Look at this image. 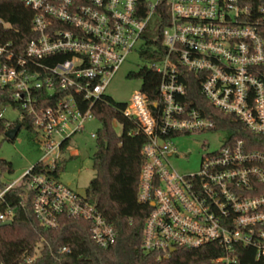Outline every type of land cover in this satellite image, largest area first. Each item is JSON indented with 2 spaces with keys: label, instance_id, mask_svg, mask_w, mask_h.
<instances>
[{
  "label": "built area",
  "instance_id": "obj_1",
  "mask_svg": "<svg viewBox=\"0 0 264 264\" xmlns=\"http://www.w3.org/2000/svg\"><path fill=\"white\" fill-rule=\"evenodd\" d=\"M19 1L34 12L35 37L21 53L0 45V85L11 89L18 121L31 122L41 157L35 172L33 165L0 189V223L13 221L5 198L22 185L41 227L56 229L64 216L82 219L98 248L115 244L112 225L86 195L59 181L56 163L64 142L96 120L93 109L128 56L140 57L145 32L165 21L166 54L146 64L160 77L156 98L140 88L123 110L146 138L137 190L138 202L150 207L142 249L167 259L215 245L221 254L214 264H241L248 254L264 264V195L257 194L264 152L225 139L196 173L181 174L171 162L173 138L216 130L212 119L183 103L182 68L213 108L264 137V0ZM38 256L36 250L26 264Z\"/></svg>",
  "mask_w": 264,
  "mask_h": 264
},
{
  "label": "trees",
  "instance_id": "obj_2",
  "mask_svg": "<svg viewBox=\"0 0 264 264\" xmlns=\"http://www.w3.org/2000/svg\"><path fill=\"white\" fill-rule=\"evenodd\" d=\"M33 16L34 12L19 0H0V20L4 23L0 25V45L10 44L13 51L23 52L27 43L35 37L32 31ZM164 26L165 21L143 35L140 57L147 63L152 64L166 54L161 39ZM179 70L184 75L183 103L212 119L216 124L215 131L224 133L226 141L240 140L248 150L264 152V137L251 134L235 117L213 108L201 94L200 83L195 76L183 68ZM133 77L141 80L142 92L150 99L156 98L160 77L153 67L145 65ZM12 105L11 89L0 85V139L7 140L5 133L17 125L20 130H32L28 119L9 123L1 116L2 109L7 106L16 109ZM124 108L125 103L103 96L93 109L100 129L94 140V177L86 190V197L112 225L116 234L115 244L106 249L98 248L90 238V224L82 219L64 216L56 229L41 227L20 185L7 193L5 198L14 210V216L11 226L0 227L2 264H26V259L33 257L36 250L39 256L30 264H214L213 260L221 254L215 245L198 250H177L167 259H158L157 255L143 251V227L150 207L138 202L137 190L143 163L141 148L146 138L135 121L124 117ZM113 121L121 126L120 135L115 133ZM67 148L68 141H65L56 163L55 176L59 175L64 163L61 157ZM0 167L11 170V165L5 161H0ZM37 167L35 165L33 172ZM4 186L0 183V189ZM257 194L264 195V184L257 186ZM2 210L0 206V212ZM62 248H67L68 252L60 253ZM241 264H253L251 254L241 260Z\"/></svg>",
  "mask_w": 264,
  "mask_h": 264
},
{
  "label": "rangeland",
  "instance_id": "obj_3",
  "mask_svg": "<svg viewBox=\"0 0 264 264\" xmlns=\"http://www.w3.org/2000/svg\"><path fill=\"white\" fill-rule=\"evenodd\" d=\"M147 64L136 53L128 56L126 62L108 85L105 94L118 103L128 104L132 97L140 90L141 80L133 77L139 69ZM18 110L7 106L2 109V117L9 123L18 121ZM117 135L121 134V126L112 122ZM100 129L99 120L89 121L85 130L76 134L68 142L67 150L62 154L63 165L58 175L59 181L69 186L81 196L86 195L89 182L94 177L92 156L95 152V141L91 134ZM225 134L218 131L191 133L172 139L177 158L172 159L173 167L181 174H193L199 171L202 158L210 152L218 150L225 141ZM35 136L31 130L22 129L13 141L0 139V161L11 165V170L0 167V183L11 184L21 179L24 173L35 165L41 151L35 143Z\"/></svg>",
  "mask_w": 264,
  "mask_h": 264
},
{
  "label": "water",
  "instance_id": "obj_4",
  "mask_svg": "<svg viewBox=\"0 0 264 264\" xmlns=\"http://www.w3.org/2000/svg\"><path fill=\"white\" fill-rule=\"evenodd\" d=\"M19 130H20V126L18 125L15 126L13 129L5 133V138L8 141H13L16 138ZM11 225H12V221H5V222L0 223V227L11 226ZM171 252H174V250H172Z\"/></svg>",
  "mask_w": 264,
  "mask_h": 264
}]
</instances>
